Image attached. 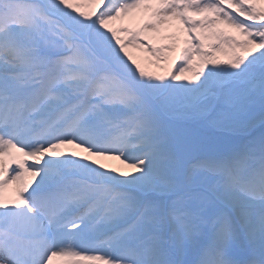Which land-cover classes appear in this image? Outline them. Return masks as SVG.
<instances>
[{
	"label": "snow or ice",
	"instance_id": "obj_1",
	"mask_svg": "<svg viewBox=\"0 0 264 264\" xmlns=\"http://www.w3.org/2000/svg\"><path fill=\"white\" fill-rule=\"evenodd\" d=\"M256 108L264 0H0V264H264Z\"/></svg>",
	"mask_w": 264,
	"mask_h": 264
},
{
	"label": "rangeland",
	"instance_id": "obj_2",
	"mask_svg": "<svg viewBox=\"0 0 264 264\" xmlns=\"http://www.w3.org/2000/svg\"><path fill=\"white\" fill-rule=\"evenodd\" d=\"M249 119H254L255 120V126L252 129V131H254L256 134H259L260 131L264 130V129H262L261 124H260V112H259V108H256L250 116H242L241 117V120L243 122H247ZM183 128L189 134H197L198 133V134H202V135H212V133L209 130H207V129H201L198 126H196V125H194L192 123L185 124L183 126ZM200 155H202V153H200V152L194 153V157H198ZM108 163L114 164L115 162L109 161Z\"/></svg>",
	"mask_w": 264,
	"mask_h": 264
},
{
	"label": "bare ground",
	"instance_id": "obj_3",
	"mask_svg": "<svg viewBox=\"0 0 264 264\" xmlns=\"http://www.w3.org/2000/svg\"><path fill=\"white\" fill-rule=\"evenodd\" d=\"M115 163H117V162H115Z\"/></svg>",
	"mask_w": 264,
	"mask_h": 264
}]
</instances>
